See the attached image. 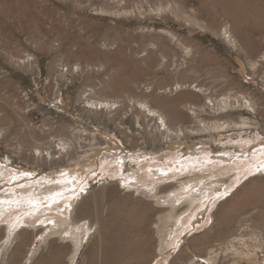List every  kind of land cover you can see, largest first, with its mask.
<instances>
[{
  "label": "rangeland",
  "instance_id": "374dc122",
  "mask_svg": "<svg viewBox=\"0 0 264 264\" xmlns=\"http://www.w3.org/2000/svg\"><path fill=\"white\" fill-rule=\"evenodd\" d=\"M192 76L249 96L257 127L132 147L77 102L107 81L117 92L98 97L156 86L159 98L148 93L170 112L174 98L203 100L165 92ZM0 132V264H264V0H0ZM68 140L76 155L33 159ZM187 200L194 227L178 235L185 217L177 228L166 215ZM78 206L86 219L74 226Z\"/></svg>",
  "mask_w": 264,
  "mask_h": 264
},
{
  "label": "bare ground",
  "instance_id": "6f19581e",
  "mask_svg": "<svg viewBox=\"0 0 264 264\" xmlns=\"http://www.w3.org/2000/svg\"><path fill=\"white\" fill-rule=\"evenodd\" d=\"M158 3H161V2H158ZM142 4L146 5V2H143ZM141 7H144V6H141ZM136 11H138V9ZM141 11L142 10H140V12ZM156 11H160V10H156ZM133 16H136V15H133ZM138 26L139 27L137 28L139 29L150 28L149 22L140 23ZM230 32L231 31H229L227 28L225 29V34L228 35L227 37L229 39H231L232 37ZM172 34H174V32ZM185 46L186 45H184V47ZM203 60H205L204 57L201 58L200 61L202 62ZM171 61L172 60H170V62ZM29 62H30V59H27V61H23L24 64L29 63ZM168 65H165L164 67H167ZM194 71L195 70H193V72ZM197 72L199 75V74H203L204 71L202 73H199V70H198ZM63 75L64 74L61 73L60 77H63ZM197 77L192 76L194 80L191 78L192 81L190 83L185 82L184 84H177L175 88L170 87L169 89H167V87L165 86L166 87L165 89H167L165 90V92L167 93L168 91L169 93L170 92L172 93V91L174 90L177 92L179 90L189 89L192 95H200V97L203 96V100H200V101L193 100V102H186V103L182 102L183 100H181L180 97L174 98L170 104V109H171L170 112L166 111L163 108H159L158 107L159 105H157V102L152 100V97L154 98L153 94L148 93L150 91L152 93L155 92L157 94V98H159L158 96L161 92L158 91L160 88L159 89L154 88L156 86L151 87L149 91H145L141 85H138L136 87V90L138 92L137 97L134 96L132 93H129L126 91L125 93L123 92L120 93L121 95L116 93L114 96L98 97L102 89L109 88L113 92H117V89H116L117 86L114 87V84L110 85L109 81H107L105 83L100 84L99 87L86 89L85 91L81 92L77 98V102L80 105L84 104V106L82 107L84 111L92 112V113H95V112L104 113L106 125L107 126L109 125L117 126L119 132L123 135L124 139L132 147L141 146L140 141H143L142 145L153 144V147H154V145L156 144H162L165 139H168L173 135L179 138H182V137L185 138L186 136L206 134V133H212V132H220V131L234 129V128H243V127H250V126L257 127L258 123L254 122L252 117L247 116L249 114L247 112V108L248 109L250 108V111H253V113L255 114H258L259 112L255 103L254 104L251 103L249 96H246V94H243L240 92H232V90L230 91V89L226 92H223V91L220 92V90H218V87H219L218 84H217L218 87L216 85H210L207 81H199V79H201L202 77L200 78L198 77L199 78L198 80L196 79ZM214 83L216 82L214 81ZM240 102H242L245 105L244 109L241 108L243 104H241V106L239 105L240 109H237L238 107L237 108L235 107V104L240 103ZM184 111H188L189 114L185 113ZM183 119L185 120L187 119V122L190 125L184 126V124H181ZM0 133L2 134V132ZM152 133L154 135L151 137ZM70 143L71 142H69V140L68 142L61 141L57 145H53L50 143L49 146L47 145L46 148H42L43 146L41 147L38 145L39 146L38 148L36 149L34 148L35 151L33 154V159H35L37 164L40 165L42 162L43 163L45 161L52 162L53 159L55 160L56 158H54V153L59 154L58 158L61 160L63 159L65 160L68 156L72 157L77 154V151L75 152V149L72 147V145H70ZM98 143L101 144V141ZM251 171L253 170L250 169L249 172ZM0 172H1V169H0ZM216 173L220 174L221 172H216ZM216 173L206 175L205 177L208 176L213 179L214 177H216ZM193 179L194 177L186 178V179H177V184H170L164 187H158L157 188L158 191L155 197L164 198L166 195L171 194L172 192L176 193L180 191L181 189H183V187L189 184L191 181H193ZM238 182H239V178H237L236 180V183ZM50 189H53L54 192L62 190V188L58 186L47 188V190L49 191ZM26 192H29V191H26ZM215 193L220 195L223 193V191L216 190ZM54 199L55 198H53V200ZM185 203L187 204V206L184 211L177 210L178 207L175 205L172 207V210L166 215V218L169 221L170 220L176 221L175 226L177 228L180 226V220L183 217H185V221L181 220L184 227L179 231L178 235L188 234L191 228L194 227L195 214L189 215V213L194 207L195 201L187 200ZM73 213L75 214L73 216L74 226L79 225L82 221H84V219H86V218H83L82 208L79 206L75 210H73ZM167 219L165 220V222L167 221ZM86 223L88 224V227L87 229H84L83 238L84 239L87 238L88 240L87 243H89L93 237V233H92L93 227H92L91 222H89L88 220L86 221ZM48 229H50V227H46L43 233L46 230L48 231ZM60 232L61 231L59 232L52 231L50 235H53L55 233H60ZM178 246L179 245H177V247ZM138 248H139V243L133 247V251L138 250ZM75 251H77V245H75ZM195 259H196V255H194L193 260H191L189 264H195L194 263ZM209 259H210L209 257L201 258V260L203 261H209Z\"/></svg>",
  "mask_w": 264,
  "mask_h": 264
}]
</instances>
